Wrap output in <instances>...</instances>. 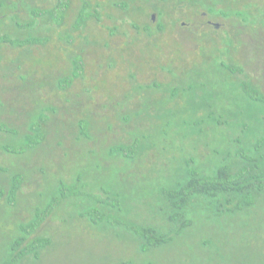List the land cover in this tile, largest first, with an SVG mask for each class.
Wrapping results in <instances>:
<instances>
[{"label":"rangeland","instance_id":"374dc122","mask_svg":"<svg viewBox=\"0 0 264 264\" xmlns=\"http://www.w3.org/2000/svg\"><path fill=\"white\" fill-rule=\"evenodd\" d=\"M6 1L24 3L23 19H28L29 6L56 2ZM238 2L217 8L237 17L216 19L230 30L205 25L206 31L195 35L179 20L153 19L152 4L142 3L140 12L131 6L134 16L129 18L118 14L92 21L83 32H74L70 44L66 33L81 4L73 0L67 22L51 34L48 45L0 44V143L20 146L23 152L11 155L0 149V188L9 187L13 173L26 174L17 206L4 209L0 204L1 254L17 222L29 219L37 206L58 196L60 188L75 185L81 196L63 199L38 231L50 244L39 259L29 257L21 264H264V196L255 207L233 212L226 205L222 213L215 203L195 198L185 218L189 225L181 227L169 223L162 193L186 175L188 163L191 168L210 163L212 155H218L212 152L223 155L229 142L232 150L240 145L254 152V141L264 134V103L248 108L242 87L254 79L264 85V66L245 63L251 52L240 34L244 25L255 27L258 33L252 34L256 42L262 41L258 36L264 35V0L251 1L252 16ZM0 8V34L15 35V14ZM189 10L182 9L183 21L200 26L202 19L191 17ZM159 22L166 24L165 30L153 36L138 35L131 27L152 23L151 32ZM115 25L119 32L112 36L108 27ZM18 35L25 33L19 30ZM201 43L204 47L197 49ZM81 49L84 76L63 90L59 79L71 72V57ZM170 91L177 93L174 99ZM210 99L215 108H197H206ZM42 112L48 117L42 121L44 143L25 149L19 141L29 132L33 116ZM83 120L89 122V139L81 135ZM2 125L19 134L2 130ZM135 137L144 140L137 158L109 152L114 144ZM102 189L123 198L109 211L119 221L112 225L89 221L86 213L95 206L86 194ZM130 225L176 231L171 243L145 252Z\"/></svg>","mask_w":264,"mask_h":264},{"label":"trees","instance_id":"16d2710c","mask_svg":"<svg viewBox=\"0 0 264 264\" xmlns=\"http://www.w3.org/2000/svg\"><path fill=\"white\" fill-rule=\"evenodd\" d=\"M81 1L75 20L72 23V29L66 33V41L70 44L75 42L74 32H83L92 21L97 23L101 21L98 12L95 11L96 8L93 7V3L89 0ZM72 4L73 0H56L52 6H29L27 9L28 19H23L21 11L24 8V3L22 6L21 4L0 0V7L4 8L6 12L15 14L12 22L18 30L15 35L7 32L0 34V44H12L17 47L48 45L51 41V34L67 22ZM0 20H2L1 17ZM152 25V23L142 25L136 23L131 24V27L135 28L137 30L136 33L139 35L145 30L151 29ZM160 27L159 23L157 29L150 32L151 36L159 33L160 30L162 31ZM19 30L25 33L24 37H19ZM108 30L112 36L119 32L116 25L108 27ZM71 62V72L59 79V87L63 90L71 87L78 78L84 76L86 67L84 50L81 49L80 52H76L71 57ZM226 69L232 74L237 73L234 67ZM242 85L248 108H253L258 102L264 103V90L257 84L244 81ZM176 94V92L170 91L169 97L174 99ZM215 107V101L210 99V105H207L206 108H197L211 109ZM33 117L28 129L29 132H26L19 141L24 142L23 146L25 149L37 148L44 143L43 141L46 137L42 121L48 117L43 112ZM1 129L14 136L19 134L18 131L9 128L7 125H2ZM81 135L84 139L90 138L89 122L86 120L81 122ZM143 141V138L135 137L128 143H116L110 147L109 152L111 154H120L125 158L135 159L141 153ZM232 141L235 143L241 142L237 138H233ZM254 142V152H248L240 145H237V148L232 150L229 147L232 142H229L230 144L225 148L223 155L215 151L212 152V154H218L217 157L212 155V157L218 158L216 162L211 157L210 163H201L200 166L194 168L189 167L188 163L187 168L185 167L186 175L181 177L182 179H175L173 184L175 187L164 188L162 191L166 200L164 210L167 213L169 223L172 225L180 223L181 227L188 226L189 224L185 222V218L195 198H203L205 203H215L219 208H222L221 210L217 209L220 213H222L226 205L231 206L233 212L257 206L259 199L264 196V134L257 137ZM20 148V146L10 143H0V149L11 155L22 154L23 152L20 151ZM25 179L26 174L24 172H15L11 177L9 187L0 188V204L2 203L1 205L4 209L8 208V206H17V200ZM59 191V195L53 196L44 207L37 206L29 219L17 222V225L11 230V236L6 235L8 242L5 243L6 246L4 245L6 247L5 253H0V264H21L29 257L40 258L42 251L50 244L51 240L48 236L38 235V231L60 208L63 199L81 196L75 185L69 188L62 187ZM86 195L89 196V199L95 205L86 211L91 216L88 218L89 221L94 223L105 222L111 225L119 222L111 216L112 214L109 211L116 209L123 202L122 196L114 195L112 191L107 189H102L100 192L93 194L87 193ZM105 208L108 212L105 211ZM130 227L133 228L136 236L140 239L141 249L145 252L171 243L176 231L175 229L163 231L151 225L140 227L130 225Z\"/></svg>","mask_w":264,"mask_h":264},{"label":"flooded vegetation","instance_id":"af4514ba","mask_svg":"<svg viewBox=\"0 0 264 264\" xmlns=\"http://www.w3.org/2000/svg\"><path fill=\"white\" fill-rule=\"evenodd\" d=\"M91 3H94L95 6L93 5L95 11L98 12L99 18L101 21L106 17L110 19H115L118 18L119 15L121 14V17L124 18H129L132 15L131 11V6H135L138 8V11L140 12L143 9L142 3H145L146 6H152L154 7V10L152 11V16L153 19L158 17L159 19H175L176 21H180L181 26H186V30L190 31L191 33H194L195 35H202V32L206 31V29L210 26V30L214 29H228L230 30V27L227 26L226 23L221 22L216 19H228L230 20L231 18H237V17H232L229 16L227 11H221L217 10V8L225 5L227 1L229 4H234V2L238 0H89ZM253 0H240L239 6L241 7V3L244 4L243 9L247 11V14L250 16L252 14V5L253 3L251 2ZM257 1V0H255ZM82 2V1H81ZM250 2L249 8L247 9L248 5L247 3ZM164 4V7H161L157 4ZM174 3L172 7H166V4ZM124 4V5H122ZM246 4V6H245ZM122 5V6H118ZM206 5V7H205ZM190 7L192 10L188 11L191 17H200L202 20L199 21L201 25L199 26L196 24L195 26L191 25L189 22L183 21L184 17L182 15V9L185 7ZM255 6V4H254ZM157 7H160L162 9L157 10ZM144 10V9H143ZM243 12V11H242ZM252 16V15H251ZM152 19V20H153ZM199 19V18H198ZM216 20V21H215ZM162 30H165V25L163 22H159ZM248 25H244L243 27L240 28L241 30V35L244 36V42H245V47H247L246 50H250L251 54H248V58L245 57V63L246 64H253V63H259L260 66H264V35L261 36L259 34V38H261V42H256V39L253 34H257L258 32L256 31L257 28L255 27H247ZM252 26V25H249ZM158 27V26H157ZM156 27V28H157ZM253 31V32H252ZM253 33V34H252ZM143 34H146L148 36H151L150 34V29H147L143 32ZM246 36L248 38H246ZM247 40H253L254 42L247 43ZM204 47V43H201L198 45V48ZM197 49H192V50H197ZM256 55L254 56V54ZM250 58V59H249ZM253 83L257 84L262 90H264V85L261 83L256 82V80H253Z\"/></svg>","mask_w":264,"mask_h":264}]
</instances>
